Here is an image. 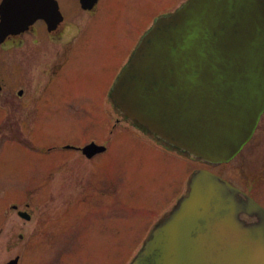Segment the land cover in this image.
Here are the masks:
<instances>
[{
  "label": "rangeland",
  "instance_id": "374dc122",
  "mask_svg": "<svg viewBox=\"0 0 264 264\" xmlns=\"http://www.w3.org/2000/svg\"><path fill=\"white\" fill-rule=\"evenodd\" d=\"M186 1L103 0L93 22L80 11L76 23L83 29L90 23L86 48L50 93L55 112L48 120H38L40 125L45 122L44 128L36 127V105L31 103L48 82L41 74L43 62L61 61L62 49H73L77 38L47 48L48 57L38 56L36 64L34 56L22 55L13 43L0 49V80L5 85L0 106V264L17 257L19 264H131L199 168L229 179L264 207V116L248 146L230 163L214 166L160 149L155 139L125 122L109 100L145 33ZM60 2L72 16L74 4ZM20 89L28 94L25 100L19 99ZM96 137L109 148L95 160L97 168L79 160L78 153H36L32 148L48 142L50 147L85 144ZM114 173L117 202L91 195L95 184L87 179L105 180L104 189L111 192ZM85 197L87 205L98 203L95 211L82 205ZM14 204L21 209L30 204L32 220L13 211Z\"/></svg>",
  "mask_w": 264,
  "mask_h": 264
},
{
  "label": "water",
  "instance_id": "95a60500",
  "mask_svg": "<svg viewBox=\"0 0 264 264\" xmlns=\"http://www.w3.org/2000/svg\"><path fill=\"white\" fill-rule=\"evenodd\" d=\"M59 15L55 0H4L0 39ZM112 99L128 121L192 158L231 162L264 115V0H188L158 19ZM132 264H264V207L222 177L196 171L188 195Z\"/></svg>",
  "mask_w": 264,
  "mask_h": 264
},
{
  "label": "flooded vegetation",
  "instance_id": "af4514ba",
  "mask_svg": "<svg viewBox=\"0 0 264 264\" xmlns=\"http://www.w3.org/2000/svg\"><path fill=\"white\" fill-rule=\"evenodd\" d=\"M3 1L4 0H1L0 5ZM56 1L58 3L60 15L52 19L50 23L46 21L45 19H40L26 31L7 36L4 39H0V49L1 48L4 49L6 45L13 43L15 48H17L22 55H30L31 57L34 56L35 57L34 61L36 64L39 62V57L41 56L48 57L46 55L47 48L54 50L55 46H61V43L68 44L71 42L72 38L73 39L77 38V40L73 43L75 44L73 49L70 47L68 49L67 48L62 49L61 51L62 53L60 54V56H62L61 61H58L57 59L56 60L50 59L46 62H43V65L41 68V74L45 76L46 78H48V82L44 85L43 89L40 92L35 94V95H38L40 93L39 96L34 95L31 99L32 100L31 103L36 105V109L34 107L35 111L33 112H36V117H38L37 123H36L37 128L38 126L40 128H44L45 122L40 125L38 124L39 119H41V121L48 120L50 118V115L53 116L55 112L54 105H52L51 103V98H53L52 97L53 94L50 96V93L52 92L53 88H56L57 82L62 78L63 71L67 69L70 62L72 63L74 59L80 56V54L84 51V48H86L87 42H86L85 35L90 26V23L89 25H87V27L83 29L80 25L76 23L75 18L77 14H79L80 11L87 13L92 17L91 22H93L95 17H97L98 14L100 13L101 6L103 3V0H98L91 9H86L84 8L82 4V0H71V1L68 0L69 3L72 2V4H74V7L72 8L73 10L72 16H70V14L67 15L64 12L60 0H56ZM0 23H1V18H0ZM28 46L30 47L29 49L27 48ZM40 52H43V54L40 55ZM0 83L2 86V89L0 92V106H1V103H2L1 100H2L4 90H5V85L2 83L1 80H0ZM27 95L28 94H26L25 89H20L18 92L19 99L25 100L26 98L25 96ZM72 99L73 98H70V100ZM109 99H110V93H109ZM83 101L86 103L85 100ZM45 106H47L48 110ZM116 124L118 125V120L116 121ZM37 131H40V130L37 129ZM97 139L100 140L99 137H96V140L91 139L90 141H88V143H85V144L84 142H81V141L79 142L75 141L74 144L66 143L60 146H53V147H50L52 145V142H48L47 144H41V146L34 145L32 148L35 149L34 152L36 153L38 152L50 153V152L58 151V150L71 151L74 153H78L79 160L81 159L86 160L89 163L93 162L96 165L95 160L99 158L100 156L107 154L109 151L108 146L99 143ZM156 142L158 143V145H160L159 146L160 149L165 150L168 154H174V157L176 158L182 157L181 154L178 153L176 150L170 147H167L165 144H162L159 141H156ZM91 144H95L96 147H105V151H101V152H98V153H95L89 156L88 153L85 152V149ZM43 155H46V154H43ZM64 164H65L64 167L70 169V164H67V163H64ZM96 168H97V165H96ZM79 175H80V180L85 181V176L81 172H79ZM113 175H114V188L112 189L111 192H107V190L104 189L105 180L102 183H99V181L98 183H95V177L91 179H87V182L95 184L94 188H92L91 195L99 196L100 199L102 197H110L113 199V202H117V188L115 186V183L117 182V175H115V173ZM51 178L53 177L51 176ZM8 195H12V193H7L6 196ZM85 196L87 197V195ZM86 197L83 201L81 200V203L82 205L84 204V207L88 204L87 203L88 199ZM105 200L107 199H104V201ZM90 205L94 208H90ZM90 205H87L88 209L90 211H95V207L98 206V203H94V204L91 203ZM115 208H116V205L113 206V209ZM12 210L16 211L17 214L22 218H23V215L21 212H27L31 216V219L29 221H31L34 216L33 211H31L30 204H26L23 209H21L19 205L14 204L12 206ZM84 211H85V208H84Z\"/></svg>",
  "mask_w": 264,
  "mask_h": 264
}]
</instances>
